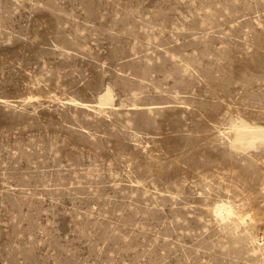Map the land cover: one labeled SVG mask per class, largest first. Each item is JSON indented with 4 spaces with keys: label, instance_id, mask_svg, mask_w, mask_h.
Segmentation results:
<instances>
[{
    "label": "rangeland",
    "instance_id": "rangeland-1",
    "mask_svg": "<svg viewBox=\"0 0 264 264\" xmlns=\"http://www.w3.org/2000/svg\"><path fill=\"white\" fill-rule=\"evenodd\" d=\"M242 123L264 0H0V264H264Z\"/></svg>",
    "mask_w": 264,
    "mask_h": 264
},
{
    "label": "bare ground",
    "instance_id": "bare-ground-1",
    "mask_svg": "<svg viewBox=\"0 0 264 264\" xmlns=\"http://www.w3.org/2000/svg\"><path fill=\"white\" fill-rule=\"evenodd\" d=\"M108 93L105 92L102 95V98H107ZM105 101H102V103ZM235 139L234 144L236 146H242L244 143L249 142L250 144H255L257 140L264 138V126L263 125H250L246 123H242L238 128L234 131ZM225 205H217V210L225 208ZM222 217H234L235 220H240V213H236L232 208L227 207V213H224L222 210L219 211V214ZM250 215V214H249ZM252 237V241L255 242L254 236Z\"/></svg>",
    "mask_w": 264,
    "mask_h": 264
}]
</instances>
